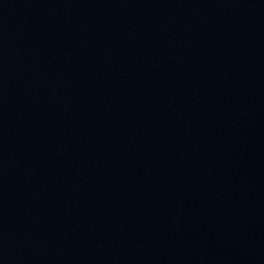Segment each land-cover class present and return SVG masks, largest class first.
Returning <instances> with one entry per match:
<instances>
[{
	"label": "water",
	"instance_id": "1",
	"mask_svg": "<svg viewBox=\"0 0 264 264\" xmlns=\"http://www.w3.org/2000/svg\"><path fill=\"white\" fill-rule=\"evenodd\" d=\"M0 264H264V0H0Z\"/></svg>",
	"mask_w": 264,
	"mask_h": 264
}]
</instances>
